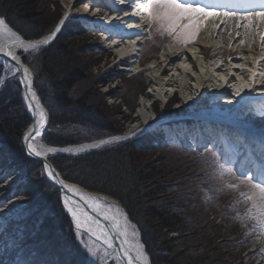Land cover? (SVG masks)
Listing matches in <instances>:
<instances>
[{"label":"snow or ice","instance_id":"1","mask_svg":"<svg viewBox=\"0 0 264 264\" xmlns=\"http://www.w3.org/2000/svg\"><path fill=\"white\" fill-rule=\"evenodd\" d=\"M74 2L79 3L81 0H74ZM88 2L93 3L94 0H88ZM124 2L131 3V0H124ZM135 3L147 20L146 30L149 34L143 37L145 40H152L155 33L161 38L171 37L173 44L187 46L195 43L207 20H219L220 24L224 25L232 20L235 22L236 29L233 38L239 37V45L242 47L248 36L253 38L258 36L260 49L264 52V0H135ZM106 7L109 11L114 10L110 5ZM70 17L69 11L50 35L31 42L21 39L6 23L5 18L0 17V54L16 62L15 66L11 67L8 78H19L25 90L24 103L34 121L33 126L23 138L26 154L30 157H46L58 151L78 153L84 150L83 148L58 149L45 147L43 144L37 148L33 143L37 138L43 139L51 116V105L41 106V99L38 98V91L34 90V85L40 89L44 83L50 85L51 82L42 81L36 84L29 68L20 66V56L15 51L19 48L23 50L22 54L30 51L40 53L44 46H48L53 41L60 26ZM79 19L86 25L98 23L95 20L89 21L83 16ZM214 27L223 31L219 24ZM240 29L244 30L243 35ZM228 34L233 36V30L229 29ZM252 46L250 43L249 47ZM197 51L199 49H193L194 54ZM247 59L248 57H244L243 54L237 57L229 56L227 62L237 61L233 63V68L241 71L229 69L227 75L220 76L226 84L234 86V91L226 94L230 95L237 105L238 130L234 133L226 131L215 133L211 139L199 147H202L205 152L212 153L210 167L214 178L220 182L219 187L205 185L207 191L215 195L225 190L236 192L238 196L236 203H243L247 207L244 209V217L236 211L235 218L241 220L242 226L245 220L251 221L260 236H264V128L257 129L253 123L256 119L264 120V56L252 58L254 63L250 66L241 62ZM223 63V61L218 63L217 68H220ZM186 67L192 70L191 65ZM245 68L247 71H244ZM233 76L241 81L238 86L230 80ZM4 84L5 77L0 76V89ZM45 107L49 109L47 113ZM151 131H154L152 125H146L143 128H137L132 136L147 135ZM130 138V136H115L88 147L99 148ZM199 147L196 150H199ZM6 152L5 146L0 144V160L4 159ZM12 171L19 177L18 171L15 169ZM44 173L50 180L59 184L64 193L71 194L70 196L62 194L61 199L63 208L71 216L70 231L74 232L78 247L65 243L53 250L27 244L25 225L21 221H25L32 212L27 205H19L7 212L0 211V264H110V262L116 264L117 260L126 264H150L145 245L139 239L140 232L137 226L131 223L128 215L118 205L110 204L99 197L86 196L76 187L61 180L47 163L44 164ZM4 175L6 173L0 169V178ZM20 182L19 179L14 178L9 182L8 188L0 191L7 193L9 190H14ZM13 194H15L14 191ZM73 197H78V200L74 201ZM207 198L211 199L212 196L209 195ZM4 200L5 196L0 195V209L4 207ZM234 207L230 206V210ZM88 209L95 215H92ZM101 218L107 223H102ZM85 235L98 243L95 246L85 243ZM116 237H119L118 243ZM261 252H264V248Z\"/></svg>","mask_w":264,"mask_h":264},{"label":"rangeland","instance_id":"2","mask_svg":"<svg viewBox=\"0 0 264 264\" xmlns=\"http://www.w3.org/2000/svg\"><path fill=\"white\" fill-rule=\"evenodd\" d=\"M67 1L70 2V0H64V1L63 0H20L21 4L20 5L18 4V6L16 5V7L18 8L20 7V10H22V12L24 10H27L32 14L35 15L39 14L40 17L38 19L42 20V22L46 21L45 19L46 17L49 18L47 21V25H49V22L53 23L51 29L53 30V28L60 22L61 18L64 15ZM2 2L5 4L6 0H0V3ZM22 3L26 4L25 7H23L25 8L24 10L22 9V5H23ZM70 6L71 9L69 7V11L71 13V17L67 19L65 23L60 27V31L58 32L56 37H58L60 34L61 36L58 39L55 38V40L57 39V42L55 44L51 43L52 44L51 48L48 47L50 45L49 44L47 47H44L45 49L42 48V51L40 52L43 53L44 51H46V49L53 50V52L51 51V53L47 51V53L51 56L50 59L45 60L46 59L45 55H42L43 57L42 60H44V64H45L44 68L46 69V73L44 71L45 70L44 68L43 69L40 68L37 84H40L42 81H48L47 79L48 76L52 75L49 73L50 70H53V73L54 72L57 73L56 70L62 68L61 64L59 65L58 61L63 60L67 53H75L72 54V57L74 56L73 59L75 61L82 63V67L77 70V73L76 72H72L73 74L71 72L69 74L64 73L63 75L65 76H61L60 79L65 80L71 90L73 85L74 92L76 93L75 99L81 101L82 104L81 106H77L78 110L92 114L96 109L89 106L93 105V101H96L97 102L96 106L99 107L100 112L103 111L107 116V120H109L111 123H115L117 130L122 131V133L116 134L113 137L122 136L123 133L126 130H128L129 127H136L138 126V124L140 126V127L138 126L139 128H143L146 125H152V128L154 129V131H151L147 135H135V136H132V134L128 135L131 138L126 140V141H129L131 139L139 140L138 141L139 150L136 148L135 150L136 152L133 155L137 163H143L144 165H147V167L151 166L155 172L159 173L160 175H165L162 177L163 185L160 188H158V190H155L156 187L153 186L147 189L148 192L150 193L154 192V190L159 193V195H157L156 199L153 201L152 198L150 197L151 200L148 199L149 201L148 204L152 207L155 206L164 207L167 205L172 207L171 206L172 203L175 202V199H172L173 193L176 192L188 193L189 191L192 192L194 190H195L194 193L196 192L199 193L200 197H203L202 198L203 202H206L208 197L207 196L208 191L205 185H211L213 187L220 186V182L214 178L212 168L210 167L212 153L205 152L202 147H199V145H202L204 143L197 144L199 150H196L198 147L196 148L192 147L191 145L185 143L184 141H178L177 139L169 140L167 136L169 135V133H172V131L180 132L181 129L186 131L188 128L193 129L194 127L190 126V124L193 123H199L200 125H216L215 123L206 122L207 119L205 117H211V119H217V121L219 119L221 120L224 119L230 125L237 126L238 128L239 122L236 119V112L235 111L231 112L230 106L227 107L225 106V104H223L221 108V103L219 101H216L217 100L216 97H211L208 100V102L205 103V107L194 109V107H191L189 106V104H187V102L183 99L181 94L176 93L174 94V98H172L169 101L167 100L163 101V99H157L153 104L154 113L148 110L146 117H142L138 115L137 109L139 107V104L141 103L140 95H142L143 93L146 94L145 91L148 89V85L150 84L149 83L150 75L155 74L149 69V64L151 63V61L150 62L147 61L142 67H140L137 73H133L134 71L131 72L125 71L124 66H122V60L119 59V55L109 51L104 47L103 43L99 42L97 35L94 33L95 28L92 30V28L87 27L88 25H86L81 19L78 18L81 16L74 14L77 13L74 11H76L80 7L79 3L74 2ZM0 9L1 11L2 10L4 11L7 9V7L4 6V8L1 7ZM65 13H68L67 10ZM12 15L13 14H11V16ZM16 19L19 22V18ZM35 19L36 18L32 17V20ZM88 20L91 21L90 19ZM29 22L30 21L28 20L26 21L24 20L21 26L22 29H24V31L27 33L31 32L27 28L28 25L30 26L38 25V22H36V24H30ZM147 35L148 33H146L143 37ZM155 36L158 37L157 34L153 33V39H152L153 41L155 39ZM169 39H171V37H168V40ZM147 42L150 43V46H153V42L151 40L144 39L143 44L145 43L146 45ZM159 45L160 43L154 45L155 46L154 49L159 50L160 49L158 47ZM168 47L169 46L166 45L163 51L167 52ZM40 53L29 52L23 54V57L27 58L26 59L27 61L29 62L31 61V63L32 62L35 63L36 57L34 58V56L36 55L38 57V54ZM160 55L157 56L158 60H162ZM152 60H154V58ZM191 61L192 62L185 64V66L186 65L192 66L191 71L187 67L188 80L186 82H190V84H193L194 86L195 83H198L199 81V79L196 78L197 71L199 73L201 72V75H204L205 67L208 66L206 64H202L205 66L202 69L198 63L195 64L193 60ZM39 63L40 62H38V64ZM11 67L12 66L4 67L0 64V68L2 69L0 76L5 77V84L3 88L0 89V94L5 93L6 91V89H4L5 86L9 83L10 80H12L16 82L18 85H20V93L18 94V96L20 98V102H22V98H21L22 85L19 81V78L18 77L8 78L9 73L11 72ZM165 67L168 69V66ZM179 67L181 66L179 65ZM228 68L233 70L238 69V68H233V64H229ZM245 70L247 71V68H245ZM208 71L209 74L207 76L204 75V79H208L209 76L212 74V78L210 80H213V82H210L208 83V85H206L207 87H210V90H212L213 86H217L220 83L222 84V82L220 81L219 83L218 81H216L217 79L221 80L220 76L217 75L216 71L210 68L208 69ZM227 72L228 69L225 71V73L227 74ZM30 73L34 77V74L31 72V70ZM46 74H48V76ZM62 77H64V79ZM62 80L59 81L63 83ZM236 81L240 83V80L237 79ZM199 83L201 84L202 82L200 81ZM223 83L224 84L222 85L220 84L222 87L219 85L221 88H223V86L226 85L225 81H223ZM226 86L228 87L227 90L230 91L231 93L234 91L232 84H227ZM136 92L139 95H137ZM135 94L137 95L136 102H134L132 106L131 100ZM207 94L208 92L204 93L205 98ZM196 98H198V96H196ZM177 101L179 102V104H177ZM21 106L27 112V109L22 103ZM130 106H132L133 109H131ZM15 107H16L15 105H10L8 109L9 111L15 110V112H17V109H14ZM86 107H88L89 109L91 108V110L86 109ZM174 110H177L176 112L177 114L174 112ZM27 114L30 117V122H31V116L29 115L28 112ZM137 115L140 117V119L139 118L137 119ZM263 124L261 123V125ZM26 127L24 128V130L26 129ZM46 127H47V132L44 135L47 136V138L49 139L50 137L53 139L57 138L60 140L87 139V137H89L88 139H91L94 135L97 134L96 132H94V130L88 127H83L80 124L75 125V123H73V126L71 127L70 125L65 126L64 124L61 128L59 127V129L50 128V127L48 128V124L46 125ZM22 134H21V142H22L24 156L29 160L24 163V161L21 159L23 155L21 153L12 154L13 152H11L10 155L15 156L14 162L12 160L10 161L9 159H6V157H4L3 160H0V169H2L4 173H6V175H4L3 178H0V190L8 188L9 182L14 178L19 179L21 181L15 186L14 190H9L8 191L9 194L6 196H5L6 193L0 191V195L5 196L4 207L0 209V211L7 212L9 209H14L19 205L28 206L32 214L25 221H21V223H23L26 227H28V225L30 224H34L33 229L37 230L36 232L37 239L35 240V243H32V245L34 246L38 245L40 247L41 241H44L45 239L49 241L48 243L49 245L52 239L54 243L58 245V247L61 244H65V243H71L74 247H78V245L76 244L74 232L70 231V229L64 226V224L62 223L63 222L62 219H60L59 215L56 214L55 211H53L54 210L53 207L52 208L50 207L46 199V194L48 190L50 191L52 188L55 190L56 187L53 186L51 181L48 180L47 177L45 176L43 170L44 163L41 160L39 161L35 157H30L26 154L25 146L23 144ZM101 139H105V138H101ZM184 139L186 142L189 141L191 144L194 143L193 138L190 137L189 134H187L184 137ZM97 140L100 139L87 140V141L92 142ZM42 144L44 146L47 145L56 146L49 143H45L43 139H42ZM78 144L79 143H75L66 146H74ZM107 145H114V144H106L104 146ZM57 147H63V146H57ZM102 147H99L97 149H100ZM88 153L75 154L71 156L57 153L49 157H58V161H63L64 159L61 158L62 160H59L60 159L59 157L61 156L66 158L77 157V156L86 155ZM69 164H71L70 160H67L65 167H69ZM160 165L164 168L160 167ZM13 169L19 172V177H17L15 172L12 171ZM57 172L60 174L58 170ZM7 173H11V174L9 175ZM76 177L80 178L79 172H77ZM197 178H200L203 181V184L195 185L193 180ZM66 181L82 186L77 182H73L69 180ZM13 191L15 194H13ZM226 191L227 190H225L222 193L225 194ZM241 191H246V189H241ZM92 192H96V191H92ZM230 192H232L231 195H237V193L234 191H230ZM96 193L98 195H101V197L103 198L110 199L111 202L108 201L110 204L118 205L121 208V210L125 212L122 203L118 199L106 193H102V192H96ZM59 201L60 204H62L60 197H59ZM137 204L141 205L142 203L137 202ZM64 214L67 216L68 220L66 221L69 223L71 227V219L67 215L65 210H64ZM45 218H49V219L52 218L50 222L52 230L48 232L49 234L45 231L44 227L41 225L42 220ZM131 223L134 224L133 221H131ZM26 227H25L26 237H29L30 232L27 231L28 228ZM43 230H44L43 232L44 234L42 233ZM158 230L159 228L157 229V231ZM159 234L162 236L161 239L165 241H169L167 245H170L172 247V252H177L178 254L177 256L181 264H184L185 262H189V264H194L193 262L190 263L191 261L189 259V254L191 253L188 252L184 253L186 246L184 245L182 247L183 242L181 240H178V234L175 231L169 232L168 229H162V231ZM182 236H184V233H182ZM56 239H58V241ZM139 239L142 241L141 237H139ZM53 241H51L52 244H54ZM84 241L85 243L93 246L97 244L96 242L91 240L90 237L87 235L84 236ZM197 243H199V241L195 242V244ZM192 245L189 244V248H192V250L194 251V246L191 247ZM230 246H231L230 244L225 243V237H221L220 240L218 238L215 244V247L217 249V255L219 256V254H222L232 258L233 256H231L230 253L231 251ZM251 251L257 253L258 251L260 252L261 249H259L258 246L252 248L249 247L241 254V256L244 257L246 254L250 255ZM163 252L164 251H161V253ZM173 256L174 255L170 256L171 262H168V264H177L179 262L178 258L177 257L175 258ZM241 256H239L240 258L238 257L237 260L225 264H249L247 263V261H249L250 259H245L241 263H239L241 260ZM149 260L151 263L150 257ZM218 263L219 262H216V264ZM154 264H158V259L155 260ZM195 264H198V261ZM250 264H264V260H259L255 258Z\"/></svg>","mask_w":264,"mask_h":264},{"label":"trees","instance_id":"3","mask_svg":"<svg viewBox=\"0 0 264 264\" xmlns=\"http://www.w3.org/2000/svg\"><path fill=\"white\" fill-rule=\"evenodd\" d=\"M18 4H21L20 0H6L5 4L3 2L0 3V8H4V6L7 7L4 11L0 9V15L3 16L14 29L20 32L24 38H39L51 31L53 23L49 22V25H47L49 18L46 17V21L42 22V20L38 19L40 17L39 14L35 15L24 10L25 8L23 7H25V3H22L24 13L20 10V7H16ZM11 14L13 15L11 16ZM32 17L36 18L35 20L37 21L32 20ZM16 18H19V22ZM22 18L25 21H30V24H36V22H38V25H28L27 28L31 32L27 33L21 27L24 22ZM60 36L61 34L56 38L58 39ZM57 39H54L52 44H55ZM151 41L153 42V46H150V43L147 42L143 48V54L146 58L155 53L154 45L162 42V40L156 36L154 41ZM52 44L48 47L51 48ZM47 51L50 53L51 51L53 52L52 49H46L43 53L38 54V57L35 55V63H31V61L29 62L24 58V62L27 63L31 72L34 74L36 84L40 68L43 69L45 67L42 55H45V60L51 58ZM72 54L75 53H67L63 60L58 61L62 68L56 70L57 73H53V70H50L49 73L53 76H48V74H46L48 76V82H51L50 85L45 83L40 89H37L34 85V88L38 91L41 102L44 105H51V116L48 128L59 129V127L61 128L64 124L65 126L70 125L71 127L73 123H75V125L80 124L83 127H88L97 134L91 139L87 137V139L75 140H60L51 137L49 139L44 135L43 141L56 146H66L122 133L121 130H117L115 123H111L107 120V116L103 111L100 112L99 107L96 106V101H93V105L89 106L97 110L92 114L78 110L77 106H81L82 104L81 101L75 99L76 93L74 92L73 85L71 90L67 82L60 79L61 76H65L63 75L64 73H77V70L82 67V63L75 61ZM38 62L40 63L38 64ZM1 71L2 69L0 68V73ZM44 71L46 73V69ZM62 78L64 79V77ZM59 80H62L63 83ZM4 89H6L7 92L5 91V93L0 94V144H3L7 149L5 154L6 159L14 162L15 156H11V152H13L12 154L21 153L23 155L21 159L25 163L29 159L24 156L21 134L24 128L29 124L30 117L21 106L18 96L20 93V85L10 80ZM137 95L139 94L137 93ZM137 95L135 94L131 100L132 106L134 102H136ZM10 105H15L16 107L14 109H17V112H15V110L9 111L8 108ZM132 106H130L131 109H133ZM46 108L49 111L48 107ZM86 109L89 108L86 107ZM89 110H91V108ZM138 141V139H131L114 145H107L83 156L68 158L63 156L59 157V160L64 159L63 161H58V157H49L48 159L64 179L77 182L89 190L106 193L122 203L129 219L134 222L140 232L145 250L151 258L150 264H154L156 259H158V264H168V262H171V255L178 258L177 252H172V247L167 245L169 241L161 239L162 236L159 233L162 229H168L169 232L175 231L178 234V240L183 242L182 247L184 245L186 246L184 253H191L189 254L190 263L193 262L194 264L197 263V261L198 264H216V262H219L218 264L231 263L237 260L250 246H258L259 249L264 248V236H260L252 222L245 220L242 226L241 220L235 218L234 213L236 211L240 213L241 217H244V209L247 205L243 203L237 204L236 201L238 197L236 195H231L232 192L228 190L225 194L220 193L221 195L207 192V196L211 195L212 198H207L206 202H203V197H200L199 193H194L195 190L192 192L189 191L188 193L176 192L173 193L172 196V199H175V202L171 205L172 207L169 205L164 207L150 206L148 204V199L151 197L153 201L156 199L157 195H159L155 190H158V188L163 185L162 177L165 175H160L155 172L151 166L147 167V165L143 163L136 162L133 155L136 152V148L139 150ZM67 160H70L71 163L69 167H65ZM160 167L162 166L160 165ZM77 172H79L80 178L76 177ZM193 182L195 185L203 184L200 178L194 179ZM151 186L156 188L154 192L150 193L147 189ZM46 199L50 207H53V211L62 219L64 226L70 229L71 227L66 221L68 218L64 214V210L59 201V192L57 189L55 188L54 190L52 188L50 191L48 190ZM137 202L142 204L138 205ZM230 206L235 207L230 210ZM51 219L52 218H45L41 223L47 233L52 230L50 225ZM217 219H219L218 222L216 221ZM33 226L34 224H30L28 227L25 226L28 228L27 231L30 232L29 237H26V243L29 245L35 243L37 239V230L33 229ZM158 228L159 230L157 231ZM43 232L44 230L42 233ZM182 233H184V236H182ZM221 237H225V243L231 245L230 253L231 256H233L232 258L219 253V256L217 255L215 244L217 239L219 238L220 240ZM56 240L58 241V239ZM47 241V239L41 241V246L39 247L37 245L36 247H51L53 250L58 248V245H56L52 239L51 241H53L55 245L52 244L51 241L48 245L49 241ZM198 241L199 243L195 244V242ZM189 244L192 245L191 247L194 246L195 252L192 248H189ZM161 251L164 252L161 253ZM258 252L250 253V255L246 254L244 257L241 256L239 263L245 259H250L247 261V263L250 264L258 255L264 256V252L260 251V254ZM179 262L177 264H181V262ZM184 264H189V262H185Z\"/></svg>","mask_w":264,"mask_h":264},{"label":"bare ground","instance_id":"4","mask_svg":"<svg viewBox=\"0 0 264 264\" xmlns=\"http://www.w3.org/2000/svg\"><path fill=\"white\" fill-rule=\"evenodd\" d=\"M132 2H135V0H131V3H125L124 0H94L93 3H89L88 0H81V2H79L80 7L74 12H80V14L85 13V17H87L91 21H93V20L97 21L98 23H96L95 25H88L87 27L92 28V30L95 28L94 33L98 37L100 36L99 39L103 43H105L106 47L110 46V42L114 43V45L112 46L113 47L112 50L114 53H116L120 56L119 57L120 60L125 59L124 58L125 56L131 58L130 62H129L130 64L129 63L127 64V62H123L122 64H124L125 70L127 69L130 72L134 71L133 73H137V71H139L140 67L143 65L142 63L138 64L139 53L141 51V45H140L141 39L143 38V36L146 33H148V31L146 30L147 29V20H146L144 13L137 11V10H134L132 7ZM72 3H74V0H70V2L67 1V3H66L67 5L65 7L67 12H69V7ZM91 5L94 7L92 8ZM106 5L112 6L114 10L109 11L108 7H106ZM100 6H104V7L102 9H100ZM70 9H71V7H70ZM97 9H99V10H97ZM66 10L64 11V15L61 18V20L65 18ZM82 16L84 17V15H82ZM0 17H3V16L0 15ZM100 19H102V20H100ZM6 23H8V22L6 21ZM241 23H243V22H241ZM218 24L220 25V28L223 29V31H219L217 28L214 27L215 25H218ZM230 24H233V26H230ZM8 25L25 42L40 40V39H43L44 37L50 35V33H49V34H45L42 37H39L37 39H26L22 36V34L20 32H18L16 29H14V27H12L9 23H8ZM229 29L233 30V36H229V34H228ZM100 30L108 31L110 34H112L111 36H113L114 34H117V35H115L117 37H115V39L112 40V39H110V36L107 33L104 34V32H102ZM235 30H236L235 29V22L232 20H229L226 25L220 24L219 20H212V21L208 20L206 22V24L204 25V27L202 28V30L200 31V33L198 34L195 43H193L191 45L183 46V45L173 44L172 42H170L168 44L169 47L167 49V52H165V53L163 52V54L160 55L162 60H158L157 59L158 57H156V58L152 57V58H154V60H150L151 63L149 64V69L152 72H154L155 74L150 75V79H149L150 84L148 85V89H147L149 91L146 90L145 91L146 94L143 93L142 95H140L141 103L139 104V107L137 109L138 110L137 114L142 116V117H146L148 110L152 111V113H154L153 104L155 103V101L157 99H163V101H165V100L169 101L172 98H174V94H176V93L181 94L183 99L187 102V104H189V106H191V107H194V109L205 107V103L208 102V100L211 97H216L217 100L216 99L215 100L219 101L221 103V108H222V105L225 104V106H227V107L230 106L231 112H233V111L236 112L237 105H236L235 101L232 99V97L230 95L226 94V93H228V94L231 93L230 91L227 90V88H228L226 86L227 84L225 83L226 85H224L223 88H221L222 87L221 85L224 84L223 80L217 79L216 81H218L219 83H220V81L222 82V84L220 83L221 85L219 84L221 87L219 85L213 86V89L210 90V87H207L206 85H208V83H210V82H213V80H210L212 78V74L209 76L208 79H204V75L207 76L209 74V71H208L209 68L216 71L218 76L227 75L225 73V71L227 69L229 70L228 65L237 62L234 60L233 63H228L227 58L229 56L237 57L240 54H243V56L248 57V59L246 61H241V62H243L249 66L252 63H254V60L252 58L264 56V52H262L260 49V40H259L258 36L255 38H253L251 36L246 37L245 38V44L241 47L238 43L239 37H237L235 39L233 38ZM240 31H241V35H243L244 30L240 29ZM216 33H218V35ZM135 36H136L135 40H131V38H134ZM55 38H56V36H55ZM54 39H53V41H54ZM124 40H126V41L124 42ZM230 42H231V46H229ZM117 43H118V45H117ZM250 43L253 45L251 48L249 47ZM44 47H47V46H44ZM193 49H199V51L195 52L196 54H194ZM15 51H16V54L18 56H20V66L21 67H28L26 65V63L24 62V57L22 54L23 50L17 48V49H15ZM214 52H215V55H213ZM30 53H31V51H30ZM184 57H187V59H184ZM191 60H193L195 64L198 63L202 69L205 67L202 64H206L208 66V67H205L204 75H201V72L199 73L197 71L196 78H198L199 81H198V83H195L194 86H193V84H190V82H186L188 80V78H187L188 72H187V67L185 66V64L192 62ZM173 61H175V62L173 63ZM221 61H223L224 63L222 64V66L220 68H217V64L220 63ZM15 63H16L15 61H10L9 58L0 54V64L2 66L14 67ZM179 65L181 67H179ZM165 66H168V69ZM226 66H227V68H226ZM233 71L239 72L241 70L237 69V70H233ZM244 71H246V70L244 69ZM29 72H30V69H29ZM257 79H259V77ZM191 80H192V78H191ZM230 80L235 82V86H238L241 83V81H240V83H238V81H236L237 78L235 76L231 77ZM200 81L202 82L201 84L199 83ZM233 88H234V86H233ZM206 92H208V94L206 95V98H205L204 93H206ZM21 93H22L21 94V98H22L21 103L27 109V107L24 103L25 90H24L23 85L21 88ZM196 96H198V98H196ZM177 104H179L178 101H177ZM41 106L44 107L45 105L41 102ZM192 110H193V108H192ZM45 112L46 113L48 112L46 107H45ZM174 112L176 113L177 110H174ZM29 115L31 116V122L26 127V129L23 131L22 139L24 138L25 134L29 131L30 127L33 126V123H34L33 118H32V114L29 113ZM138 115H137V119L138 118L140 119V117ZM179 115H182V114H179ZM203 117H205V116H203ZM205 118L207 119L206 122L215 123L218 125H200L199 123H193V124H190V126H193L195 129L194 128L193 129L188 128L187 131L181 129L180 132L172 131V133H169L167 138L169 140H172V139L176 140L177 139L178 141H184L185 143H187L185 141L184 137L187 134H189L190 137H192L193 140L195 141V144H200V143H206L207 140L211 139L215 133H218L221 131H226L229 133L236 132L234 129L227 126V124L225 123L226 121L224 119H222V120L219 119L217 121V119H211V117H205ZM263 122H264V120H261V119H257L256 121H253L254 126L257 129L264 128ZM261 123L263 125H261ZM196 125H198V126H196ZM258 125H260V126H258ZM138 126H139V124H138ZM138 126L129 127L128 130H126L122 136L131 135L133 132L136 131ZM33 143L36 145L37 148H39L42 144V139L37 138V140L33 141ZM81 143L82 144L79 143L76 146H63V147H60L58 149L69 148V149L75 150L77 148H83L84 149L83 151H85L87 149H91V147H88V146L92 145L96 142L90 143L88 141H85V142H81ZM23 144H24V140H23ZM24 146H25V144H24ZM45 147H56L57 148V146H51V145H47ZM58 152L67 153V152H63V151H58ZM68 153H74V152H68ZM55 154H57V153H55ZM51 155H53V154H48L46 157H35V158L36 159L38 158L39 161L41 160L44 163L45 162L44 160L48 161V158ZM43 170H44V168H43ZM54 170L59 175V178L61 180H63L65 183H67L71 186L76 187L79 191L83 192L86 196H95V197H99L101 200H107V201L111 202L110 199L103 198V197H101V195H98L96 192L89 191L82 186H79L77 184H74V183H71V182L64 180L55 168H54ZM45 176L47 177L46 173H45ZM47 179L50 180L48 177H47ZM50 181L53 184V186H55L57 188V190L59 191V197H60V200L62 203L61 205L63 207V202L61 199L62 194L68 195V196H70L71 194L64 193V190L59 186V184L55 183L52 180H50ZM8 194L9 193L7 192L5 194V196ZM73 200L74 201L78 200V197H73ZM84 207L86 208V205ZM88 211L91 213L90 209H88ZM65 212H66V210H65ZM91 214L95 215V213H91ZM67 215L71 219L70 214L67 213ZM101 222L104 224L107 223L106 221H103L102 218H101ZM109 231H111L110 227H109ZM113 235L115 236V233H113ZM90 239L93 240L94 242L98 243L93 238H90ZM118 241H119V237H116V242L118 243ZM256 259L264 260V256L258 255ZM110 264H111V262H110ZM116 264H126V262H122L120 260H117Z\"/></svg>","mask_w":264,"mask_h":264},{"label":"water","instance_id":"5","mask_svg":"<svg viewBox=\"0 0 264 264\" xmlns=\"http://www.w3.org/2000/svg\"><path fill=\"white\" fill-rule=\"evenodd\" d=\"M110 138H112V137H108L107 139H110ZM106 138L105 139H101V140H97V141H93V142H96V143H94V144H98V143H100L101 141H103V140H107ZM91 143V142H90ZM57 148H60V147H57ZM94 149H96V148H91V149H87V150H85V151H81V152H78V153H61V154H65V155H69V156H71V155H75V154H84V153H88V152H91V151H93ZM57 153H60V152H57ZM38 159V158H37ZM45 162L44 163H47L48 165H50L51 166V168L52 169H54V166L52 165V164H50L49 163V161H47V160H44Z\"/></svg>","mask_w":264,"mask_h":264}]
</instances>
